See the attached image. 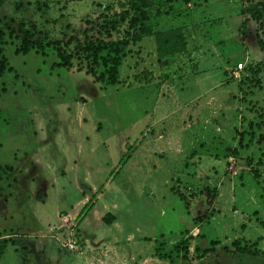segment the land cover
<instances>
[{"label": "rangeland", "instance_id": "obj_1", "mask_svg": "<svg viewBox=\"0 0 264 264\" xmlns=\"http://www.w3.org/2000/svg\"><path fill=\"white\" fill-rule=\"evenodd\" d=\"M1 1L2 22L50 40L115 0ZM250 1L162 0L148 23L182 31L189 71L171 82L152 36L108 86L51 69L48 47L16 55L4 35L0 264H264V37L261 50L254 24L240 27Z\"/></svg>", "mask_w": 264, "mask_h": 264}, {"label": "trees", "instance_id": "obj_2", "mask_svg": "<svg viewBox=\"0 0 264 264\" xmlns=\"http://www.w3.org/2000/svg\"><path fill=\"white\" fill-rule=\"evenodd\" d=\"M35 4V3H34ZM2 1L0 0V7ZM162 0H115L103 5L95 4L98 10L93 15H85L77 20L74 26H65V32L54 39L45 40L44 36L35 34L34 25H24L23 22L14 23L12 18L4 22L0 19V44L6 34L9 38L18 41L14 54L25 55L30 51L48 47L55 57V62L50 68H61L66 71L75 67V72H83L89 76L93 83L108 86L117 84L118 68L129 47L139 44L144 38H154L155 61L160 66V81L171 82L189 75V71H179L178 59L187 57L185 40L179 28L162 32H152L149 21L153 17L166 15V11L160 10ZM20 4H14L13 10L17 11ZM239 15L243 18L240 27L244 28L248 21L254 26V37L259 49H263L261 37H264V0H253L239 9ZM10 71L6 67L5 59L0 47V75ZM264 71V68H263ZM141 81L138 78V82ZM264 131V112L258 115ZM264 140L263 138H261ZM11 169L0 167V182ZM7 178V177H6ZM264 198V185L261 190ZM91 204L84 205L80 210V220L91 210ZM108 214L101 221L107 224ZM0 232V259L9 241L3 238ZM232 247L239 253L245 251L239 247L238 242H232ZM212 248H195L197 257H203Z\"/></svg>", "mask_w": 264, "mask_h": 264}, {"label": "built area", "instance_id": "obj_3", "mask_svg": "<svg viewBox=\"0 0 264 264\" xmlns=\"http://www.w3.org/2000/svg\"><path fill=\"white\" fill-rule=\"evenodd\" d=\"M65 246L68 248V249H74L75 246H74V242L73 241H67L65 243Z\"/></svg>", "mask_w": 264, "mask_h": 264}]
</instances>
